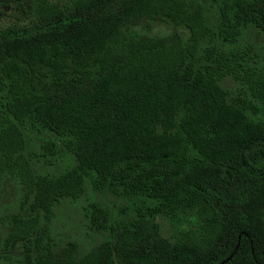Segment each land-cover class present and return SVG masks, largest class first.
Masks as SVG:
<instances>
[{
    "label": "trees",
    "instance_id": "1",
    "mask_svg": "<svg viewBox=\"0 0 264 264\" xmlns=\"http://www.w3.org/2000/svg\"><path fill=\"white\" fill-rule=\"evenodd\" d=\"M12 6L0 189L18 197L0 264H264V42L242 39L264 32V0ZM64 201L93 245L56 236Z\"/></svg>",
    "mask_w": 264,
    "mask_h": 264
},
{
    "label": "rangeland",
    "instance_id": "2",
    "mask_svg": "<svg viewBox=\"0 0 264 264\" xmlns=\"http://www.w3.org/2000/svg\"><path fill=\"white\" fill-rule=\"evenodd\" d=\"M14 8V6L5 8V12L0 14V23L6 24L11 22V20L16 19ZM212 11L213 9L210 8L209 12ZM177 29H181V27H176L170 23H157L154 26L153 31L168 32ZM242 39L243 41L249 40L261 44L264 42V32L259 33L254 30L246 31ZM5 186H1L2 189H0V214L9 213L11 212L10 210H15L17 205V188L14 187V185L12 184H9L8 187ZM100 199L104 200L107 204H109L113 211H116V209L122 202V199L114 197L109 193L101 195ZM165 225L167 226V223H165ZM53 227L56 236H58L61 241H66L67 239H74L80 244L82 250L93 245L100 239L99 235L91 231L85 230L82 223L80 201H64L62 204L58 205L53 218Z\"/></svg>",
    "mask_w": 264,
    "mask_h": 264
}]
</instances>
